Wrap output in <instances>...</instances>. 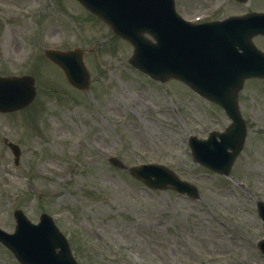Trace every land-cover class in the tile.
Returning <instances> with one entry per match:
<instances>
[{"label": "rangeland", "instance_id": "rangeland-1", "mask_svg": "<svg viewBox=\"0 0 264 264\" xmlns=\"http://www.w3.org/2000/svg\"><path fill=\"white\" fill-rule=\"evenodd\" d=\"M176 1L187 19L206 18L219 5L221 15L264 9V0ZM86 15L72 0H0V74L21 72L26 64L37 88L29 107L0 114V227L13 231L15 209L31 222L47 213L80 264H264L250 194L260 190L257 198L264 201V132H254L259 123L249 127L235 167L237 180L251 191L197 167L187 141L207 126L208 104L175 81L161 84L132 69L130 46ZM254 42L264 48V38ZM50 46L85 50L89 91L69 87L40 54ZM243 107L245 114L262 109L249 95ZM5 140L20 147L18 164ZM107 155L125 167L112 166ZM148 161L193 183L200 199L145 188L126 167ZM0 264H17L2 246Z\"/></svg>", "mask_w": 264, "mask_h": 264}, {"label": "water", "instance_id": "water-1", "mask_svg": "<svg viewBox=\"0 0 264 264\" xmlns=\"http://www.w3.org/2000/svg\"><path fill=\"white\" fill-rule=\"evenodd\" d=\"M86 8H88L95 15L102 17L109 24L111 23L108 19L112 13H115L114 16V25L115 32H117L121 37L129 40L135 48V56L133 59V64L135 66L142 65V59L140 57L139 44L140 42H145L144 39L139 37V33L147 29L152 32L158 41L156 46V52L159 54V49L162 47L167 48L172 53L173 60L175 62L180 61L181 64H185L184 55L186 52V47L184 45H189L191 42L192 31L189 29L190 26L182 24L176 18L173 17L171 8H165L164 1L156 2L157 0H132L131 6L132 15L129 18V22H125V8L128 2H123L124 0H79ZM129 1V0H128ZM123 2V3H122ZM161 4V6H159ZM247 22H230V27L219 28V31L229 32L231 34L234 31H238L242 27H247L241 36L239 34L236 37L239 39V44L241 47L244 45H249V37L254 33H264V15H253L250 17ZM142 19L145 23H141ZM177 21H176V20ZM127 20V19H126ZM126 24H125V23ZM251 22V23H250ZM112 24V23H111ZM110 24V25H111ZM174 31L173 39L174 42H170V36L168 35ZM188 32V34H187ZM228 36V34L223 35ZM165 40V42H163ZM232 40V39H230ZM149 47V45H147ZM147 47V48H148ZM47 55H51L48 53ZM149 56V55H148ZM152 56L151 63L148 62L147 68L149 70H154L159 77L164 76H174L182 77L187 80L192 86L198 89L200 92L208 93L209 90L203 84L204 80H213L214 77H210L202 74L198 69H191L190 64L188 67L178 65L179 73L173 68H167L158 70L157 67H163V65L157 64L159 61L157 57ZM58 63H61L62 58L57 56ZM162 62V59H160ZM219 68V74H225V64H217ZM215 66V65H214ZM66 69V73L74 86L78 88H83L86 84V76L82 74L74 75ZM186 74V75H185ZM256 74V73H255ZM77 77V78H76ZM80 80H79V79ZM75 80V81H74ZM30 81V80H29ZM203 82V83H202ZM30 91L26 89L23 96H18L15 99V102L12 105H7L3 103L0 107L3 110H11L15 108L22 107L25 105L26 101L30 98ZM0 98H3L0 95ZM1 100V99H0ZM24 103V104H23ZM144 178V174H141ZM153 185H158L156 182H149ZM17 218V227L20 234V241L18 246L12 241H7L0 232V241L8 246L18 258L22 264H75L68 253L67 246L63 239L52 227L48 219L43 217L42 222L37 227H32L25 222L24 218L20 215L16 216ZM59 249V251H57Z\"/></svg>", "mask_w": 264, "mask_h": 264}]
</instances>
